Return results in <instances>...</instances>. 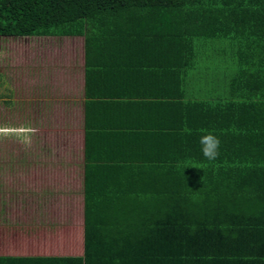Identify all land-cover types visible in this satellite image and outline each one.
<instances>
[{
  "label": "trees",
  "instance_id": "16d2710c",
  "mask_svg": "<svg viewBox=\"0 0 264 264\" xmlns=\"http://www.w3.org/2000/svg\"><path fill=\"white\" fill-rule=\"evenodd\" d=\"M80 32L82 254L60 264H264V0H0V38Z\"/></svg>",
  "mask_w": 264,
  "mask_h": 264
},
{
  "label": "rangeland",
  "instance_id": "374dc122",
  "mask_svg": "<svg viewBox=\"0 0 264 264\" xmlns=\"http://www.w3.org/2000/svg\"><path fill=\"white\" fill-rule=\"evenodd\" d=\"M80 33L0 38V124L39 129L27 149L0 140V256L82 254Z\"/></svg>",
  "mask_w": 264,
  "mask_h": 264
},
{
  "label": "clouds",
  "instance_id": "9594fccd",
  "mask_svg": "<svg viewBox=\"0 0 264 264\" xmlns=\"http://www.w3.org/2000/svg\"><path fill=\"white\" fill-rule=\"evenodd\" d=\"M39 129L31 124L9 125L0 124V140L13 139L25 149L30 148L33 138L38 134ZM201 152L207 160H215L219 156L220 140L212 134L207 133L200 137Z\"/></svg>",
  "mask_w": 264,
  "mask_h": 264
}]
</instances>
